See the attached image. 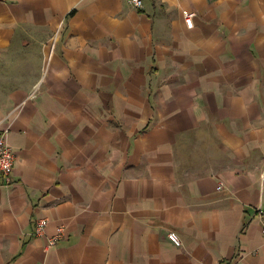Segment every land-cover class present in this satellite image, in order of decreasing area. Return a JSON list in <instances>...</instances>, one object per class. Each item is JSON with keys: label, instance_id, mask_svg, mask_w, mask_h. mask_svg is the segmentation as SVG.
Instances as JSON below:
<instances>
[{"label": "crops", "instance_id": "crops-1", "mask_svg": "<svg viewBox=\"0 0 264 264\" xmlns=\"http://www.w3.org/2000/svg\"><path fill=\"white\" fill-rule=\"evenodd\" d=\"M0 124V264H264V0H0Z\"/></svg>", "mask_w": 264, "mask_h": 264}, {"label": "built area", "instance_id": "built-area-1", "mask_svg": "<svg viewBox=\"0 0 264 264\" xmlns=\"http://www.w3.org/2000/svg\"><path fill=\"white\" fill-rule=\"evenodd\" d=\"M128 2L136 7L143 5V0H128ZM183 16L188 27L192 28L194 25L193 11L184 10ZM9 125L0 124V185H10L12 183V173L14 167L15 155L8 142ZM49 224V219L42 217L36 221L34 233L37 236H42L45 233L46 227ZM66 233L64 226H58L54 234L48 237L46 248L49 249L55 245L64 237ZM262 234L264 236V223L262 225ZM168 237L176 245H181V240L177 233L170 231ZM217 264H234V261H221Z\"/></svg>", "mask_w": 264, "mask_h": 264}]
</instances>
